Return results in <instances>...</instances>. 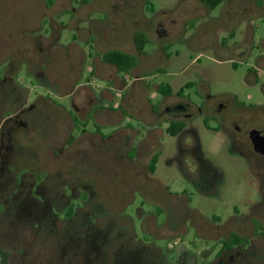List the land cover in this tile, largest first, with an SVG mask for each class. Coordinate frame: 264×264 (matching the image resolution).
<instances>
[{"label": "rangeland", "instance_id": "rangeland-1", "mask_svg": "<svg viewBox=\"0 0 264 264\" xmlns=\"http://www.w3.org/2000/svg\"><path fill=\"white\" fill-rule=\"evenodd\" d=\"M263 1L225 0L210 10L199 0H54L50 8L51 0H0V62L17 65L12 75L30 100L41 96L54 106L48 120L29 123L16 148V177L42 185L41 195L58 208L48 215L42 202L32 220L0 222V250L41 264L189 263L181 249L168 250L182 245L206 264L220 239L250 235L254 219L264 222V160L247 144V134L264 127V74L255 64L264 37L255 7ZM139 31L149 41L144 55L133 42ZM114 49L136 55L137 65L123 73L102 63L98 54ZM187 83L193 86L179 95ZM164 84L173 94L163 98L157 89ZM176 102L202 113L179 117L187 132L175 139L165 132L173 116L164 107ZM0 105V118L11 113L9 103ZM250 106L261 111L239 112L246 121L232 124L235 109ZM211 107L229 114L224 127L219 114L205 112ZM153 154L159 161L150 176ZM15 205L25 209L16 201L10 211ZM239 252L234 264H264V237Z\"/></svg>", "mask_w": 264, "mask_h": 264}, {"label": "flooded vegetation", "instance_id": "flooded-vegetation-1", "mask_svg": "<svg viewBox=\"0 0 264 264\" xmlns=\"http://www.w3.org/2000/svg\"><path fill=\"white\" fill-rule=\"evenodd\" d=\"M53 3H54V0H52L50 5L45 4V3L44 4L46 8H50L53 5ZM255 8L258 9L255 12L256 15L259 16L262 21H264V1L262 2L261 6H256ZM71 12H74V10H71ZM73 16H74V13H73ZM73 16L71 19H69L70 23L72 19L74 18ZM46 18L50 20L49 26H51L50 28L53 29L52 27H54V25H57L53 17L50 16ZM40 25H41V28L39 29L43 30L44 26H46V23L45 24L43 23V19L40 21ZM58 26H60V28L63 27V25H58ZM40 40H41L40 37L33 39V41H36L37 43H39ZM251 40H253V34L251 32H247V34L245 33V39H244L245 43H248V42L250 43ZM50 45L53 46V44L51 43ZM250 45L254 46V44H250ZM92 46H93V43H92ZM259 46L260 48L258 49L259 52H258L257 57L255 58V64L259 68V71L262 72V74H264V37H262L260 41L258 42L257 47ZM94 52L96 51L94 50ZM91 58L95 60L97 57L91 56ZM16 69H17V65H15V70H14V67L10 65V61L7 62V59L0 62V102H2L3 105H6L9 103L12 106L11 113L4 114L0 118V222H3V223L4 222L8 223L9 221H11V219L15 220V219L22 218L26 220H32L33 217L34 218L38 217V213L40 210L39 207H41L40 205L42 204V202L48 205V215L51 214V216H55L53 214L54 213L53 207H56L54 205H51L50 202L46 201L45 198L41 195V192H39L40 188L42 189V185L39 188L38 186H36L35 180H33L31 184H29V182L25 183V181L27 180L26 178H23L20 180L19 178L16 177V169H17L16 168V154H17L16 148L17 147L22 148L24 145L25 133L30 134L31 130H30L29 123L33 121H38L40 124L42 121H44V119L45 121L48 120L50 118L48 114V110L50 109V107H54L52 103H50L48 100L44 99L41 96H38L37 98L30 100L29 98L30 92L26 88H24L23 86L15 82L14 75L12 74H15ZM34 74L36 78L38 79V81H40V84L48 89L49 91L48 93L53 94L56 91L54 86H52L49 83V81L45 79V75L42 71H37ZM163 98L159 100L158 102L159 103L162 102ZM42 106L43 107L48 106L49 108L47 109L41 108ZM1 107L2 106L0 105V109ZM190 107L192 110L190 109ZM258 108H261V106H258V107L256 106L253 108L249 107V109L246 107H241V108L237 107L235 111L237 110L236 113H238V116H239V112L255 113L256 110L254 109H258ZM153 110L157 113L155 109ZM164 110L168 115L173 116V118L168 122L167 127L165 128L166 133H167V129L170 126V124L176 123V122L185 123V126L182 130H180L175 136H171L175 139L178 138V136H181L187 132L184 130L186 127V122L184 120H179L178 119L179 117H186L187 119L189 115H193V110L195 114L202 113L201 109L199 108L194 109L193 106L190 104V102H189V105L186 102L184 104L180 102L172 103L164 107ZM231 110L230 112H232ZM205 112L206 113L213 112V114H219L220 115L219 119L221 120L223 127L225 126L224 124L229 114H226L225 112L222 113V110L220 109V107H211L210 109L206 108ZM0 116H1V113H0ZM238 116L232 119L231 121L232 124H235L237 122L239 123V122L246 121L242 118V116H239V117ZM191 119L192 118H189V120ZM71 123H72L71 125V128H72L73 126L72 119H71ZM236 129L238 130V133H239L240 130L238 128ZM189 132H192V131H189ZM259 132L262 136H264V127L260 129ZM249 133L247 134L248 146L256 155H258L261 159L264 160V155L254 149V146L249 138ZM66 141H67V144H71L74 141V139H71V137L68 135ZM176 149H177V145H176ZM191 150H193L192 153L195 151L194 148H191ZM177 153H178L179 161H181L180 158L182 157L180 154H182V150L177 151ZM154 155H157V160L155 163L154 171H151L150 162L153 159ZM57 156L58 154L55 153L54 157L56 158ZM158 158H159V154H153L147 163V168H146L147 174H149L150 176H153L156 171V166L159 161ZM183 169H184V173L186 177L195 186H199L201 184V182L197 180L198 176H196V173L188 169L186 166H183ZM42 180H41V183H42ZM24 185H27V186L25 187ZM12 189L13 190L16 189L20 192L18 193V195L12 194V193L10 194V191ZM34 189H36L35 194H34ZM181 193L184 194L185 192L182 191ZM3 196H7V198L3 199L4 198ZM65 196L67 198H70L69 195L65 194ZM16 201H19L20 205H25L24 206L25 209L24 208L23 210H21L20 208L17 209L19 205L17 206L15 205L14 211L13 212L10 211V205L14 204ZM70 206H71V203H68L66 208L68 209L70 208L69 210L74 212V210H72ZM159 210L162 211L161 209ZM21 211L23 214L21 213ZM3 223H0V225H2ZM256 224L260 225L258 233L255 232ZM252 225H253V229L250 235H241L237 233H231V234H237L241 236L242 238L246 239L243 243L239 245H235L233 247L225 246V242L229 239L231 234H229L227 238L220 239L218 241L219 250L213 256V258L209 260L206 264H234L235 261L237 260L236 258H238L241 255L239 251L249 246L252 243L253 238L264 237V228H263L264 222H262L259 219H254L252 221ZM181 247L183 246L182 245H177L175 247L172 246L168 250L172 249L170 252L174 253L179 248L181 249V251L184 252L183 254L188 256L187 261H190L189 263H185V264H197L195 263L194 260H192L186 248L185 247L181 248ZM238 249L240 250L238 251ZM180 257L182 258L183 256L181 255ZM38 259L33 258L32 256H27L26 254L22 252L14 253L10 251L0 250V264H41L42 259L40 258Z\"/></svg>", "mask_w": 264, "mask_h": 264}, {"label": "trees", "instance_id": "trees-1", "mask_svg": "<svg viewBox=\"0 0 264 264\" xmlns=\"http://www.w3.org/2000/svg\"><path fill=\"white\" fill-rule=\"evenodd\" d=\"M199 1L202 4H204L207 8L212 10L220 6L225 0H199ZM133 42H134L137 54L143 55L144 48L149 43L146 34L142 31L134 33ZM92 43H93V38H90L86 43L89 46L90 56H92V54L95 53ZM98 57H100L102 63L110 67H113L117 69V71L123 72V73L130 72V70L137 65V61H138V58L136 57V55L128 54L126 52L115 50V49L104 52L101 55L98 54ZM192 86H193V83L185 84L181 89H179L178 94L181 95V93H183L185 89L191 88ZM157 92L160 95L167 97L172 94V89L170 85L164 84L158 87ZM184 126H185L184 122L172 123L167 129V133L170 136H175L180 130L184 128ZM156 160H157V155H154L153 159L150 162L151 171H154ZM259 228H260V225L256 224V231H255L256 233H258ZM245 240H246L245 238H242L241 236L237 234H231L229 239L225 242V246L233 247L235 245H239L243 243Z\"/></svg>", "mask_w": 264, "mask_h": 264}, {"label": "water", "instance_id": "water-1", "mask_svg": "<svg viewBox=\"0 0 264 264\" xmlns=\"http://www.w3.org/2000/svg\"><path fill=\"white\" fill-rule=\"evenodd\" d=\"M249 138L254 146V149L264 155V136L257 130H252L249 133Z\"/></svg>", "mask_w": 264, "mask_h": 264}, {"label": "crops", "instance_id": "crops-1", "mask_svg": "<svg viewBox=\"0 0 264 264\" xmlns=\"http://www.w3.org/2000/svg\"><path fill=\"white\" fill-rule=\"evenodd\" d=\"M120 51H123V50H120ZM123 52H124V51H123ZM133 55H134V54H133ZM250 107H251V106H250ZM254 110H256V111H257V110H260V111H261V109H260V108H258V109H254Z\"/></svg>", "mask_w": 264, "mask_h": 264}]
</instances>
